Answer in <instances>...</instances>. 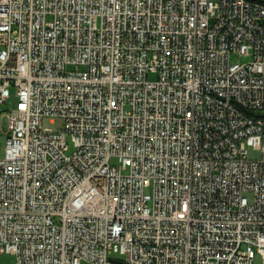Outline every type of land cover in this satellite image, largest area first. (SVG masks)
<instances>
[{
  "label": "built area",
  "instance_id": "1",
  "mask_svg": "<svg viewBox=\"0 0 264 264\" xmlns=\"http://www.w3.org/2000/svg\"><path fill=\"white\" fill-rule=\"evenodd\" d=\"M11 88L13 264H264V0H0Z\"/></svg>",
  "mask_w": 264,
  "mask_h": 264
},
{
  "label": "rangeland",
  "instance_id": "2",
  "mask_svg": "<svg viewBox=\"0 0 264 264\" xmlns=\"http://www.w3.org/2000/svg\"><path fill=\"white\" fill-rule=\"evenodd\" d=\"M231 60L233 62H238L240 64L243 63H247L250 61L249 57L246 56H233L231 58ZM151 79H153V77H150ZM17 98L15 95V91L14 89H10V99L6 101L5 104L2 105V112H1V120H0V128H1V132H0V159H3L5 157L6 154V144H7V139H8V135L6 133V131L4 129H2V122L5 116H7L10 111L12 109H14L15 104H16ZM43 126L45 128H52L55 130H61L63 127V121L60 118L55 119L54 123L51 124V122L47 119H45L43 121ZM68 145H69V149L70 151L68 153H71V151L73 150V146H72V142L70 140V138H68ZM249 152V158L253 159V160H257L259 158V153L254 151L252 148L248 149ZM248 199L250 200L251 198L248 197ZM110 258L112 259H121L119 256H111ZM15 262V257L13 255L10 254H0V264H13ZM262 263V258L259 254L255 255L254 258V264H261Z\"/></svg>",
  "mask_w": 264,
  "mask_h": 264
}]
</instances>
